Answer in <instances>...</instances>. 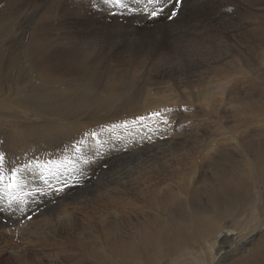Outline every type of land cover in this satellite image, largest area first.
Listing matches in <instances>:
<instances>
[{
    "label": "bare ground",
    "instance_id": "bare-ground-1",
    "mask_svg": "<svg viewBox=\"0 0 264 264\" xmlns=\"http://www.w3.org/2000/svg\"><path fill=\"white\" fill-rule=\"evenodd\" d=\"M126 2L129 9L142 8V5H137L135 0H126ZM173 7L174 5L170 4L164 7V11L158 16L150 17L145 11H129L106 4L104 0H32V3L26 0H5V4L2 5L0 18H3L5 22L2 23V26L0 25V31L3 28L10 31L0 35V96L6 91L4 95L9 94V100L17 101H15L16 107L8 106L7 101L0 102V130L4 128L1 126L6 125L5 123H9L11 127H6L0 132L1 135L2 133L6 134L4 140L1 141L2 145L0 144V148H2L0 152L5 148V154L9 153L7 142L26 148L25 139L36 137L39 133H42L47 140L52 135L54 137L59 135L63 138L67 136L68 138L77 133L78 129L76 128H85L83 123L95 122L100 118L113 116L116 112L125 114L133 111L136 114L150 108L151 110L156 109L157 105L160 110L165 108L163 109L165 111L172 107L171 105L167 106L169 102L177 104L180 99L187 106V116L196 114L198 117L206 116V120L212 117V120L216 118L220 121H217V124L214 121L216 127L212 133L205 135V139H203L205 142L193 141L191 138L195 137L194 132L190 129L186 131L185 140L182 141L183 146L173 151L175 153L182 152L177 153V157L180 156L177 163L181 164V169L178 171L180 175L177 174L179 181L175 184L162 181V178H168L169 173L166 174L167 171L161 173L163 169H160L168 166L174 155L171 157L168 153L163 154L164 148L161 147V144L152 149L159 141H176L177 135L173 133L161 135L150 144H143L144 147L149 146V150L144 148L142 150L143 153L149 152L153 156L150 159L137 161L140 159L139 155H131L135 146L134 148L128 146L119 154H116L117 152L111 154L108 160H113L119 155L124 156L126 160L119 163L114 169L113 167L110 169V167L103 171L102 174H106V176H103L99 181L94 178V173L88 175L85 172L83 175L86 178H88L87 175L89 176L91 188L84 192L81 191L83 193L82 200L74 199L72 202L65 203L64 212H67L70 217L64 220L65 225L62 230L52 227L55 224L51 226L53 218L50 221L44 219L32 222L35 226L29 231L27 230L30 244H34V241L44 237L64 240L67 243L62 248H58L61 245H50L52 246V249L49 248L50 251L61 253V256L50 259L39 255L40 262L37 264H70L73 260L80 259L78 257H81L78 260L79 264H164V260L170 254L168 245H172L171 249L175 251L183 245L192 248L194 242L203 244L202 234H205L206 238L220 230L221 219L219 217L222 213L237 211L234 214L240 218L243 210H246L248 200L256 197L255 192H259V196L264 195V55L259 57L264 49H260V46L255 47L258 50L254 51V60L251 62V59L248 58L245 61L239 47L232 43H235V40L244 31L243 33H247V41L251 42L261 37L260 42L262 45L264 44V0H182V3L175 5L178 8V14L175 18L169 19ZM12 8L16 9L13 13L10 11ZM161 17H163L162 20L154 27H145V25H151L149 18L155 20ZM31 18L34 19L33 22ZM120 18L130 20L131 24H124ZM246 19L256 26L251 27L252 24L244 22ZM134 22L138 23L139 27L137 28L142 29L138 30L133 27ZM8 24H10L9 27H7ZM25 24L38 31L34 32L33 28L25 27ZM20 28L24 29L22 33L20 32L19 38L15 40L18 37L16 31ZM257 30L260 31V36H257ZM200 36L205 38L215 36L213 39L216 41L201 42ZM28 38L36 46V50L33 49L32 58L36 57L39 62L37 66L41 70L40 80H45L44 84L40 81V84L35 87L28 83L31 70L29 72H20L19 70V72H13V68L18 67L21 63L20 58L13 63L14 66H8L5 62L10 52L16 50L14 43L18 42V45L23 47ZM66 40L73 43L66 46ZM226 43L233 46L232 51L228 48L230 45L228 46ZM6 45L12 51H3ZM249 47L253 46L249 45ZM249 50L252 51V49ZM43 51L44 53H42ZM233 53L238 54V58ZM48 54L53 58L46 59L44 56ZM249 62L251 63L248 64ZM49 67H53V70L48 71ZM66 69L69 70L67 73L72 75L78 70L81 71L80 80L77 79L78 83L74 86L70 85L68 88H64L63 85L65 78H63L62 72ZM246 69H249L250 72L246 73ZM50 72L52 73L50 74ZM198 72L199 74H197ZM49 74V78H46ZM126 76H131L133 80L127 81ZM215 78L216 83L214 82ZM4 79H13L7 84L10 83L11 88L19 95L8 91V85L5 84ZM106 79L110 80L106 81ZM77 81L75 80V82ZM59 82L61 86H59ZM212 84L215 87L211 86ZM38 87L39 89L44 87L49 94L38 95L40 92ZM21 88H26L28 93L22 94ZM144 90H147L145 95ZM226 93L231 96L229 97L231 99H227ZM149 94L151 95L149 96ZM159 95L162 97L159 103L155 102L157 104L151 103L150 105L147 103L148 99L150 101L156 98L160 99ZM47 96H51V98L45 99ZM57 97L61 98L62 102L57 106V109L65 107L71 111L69 115L73 120L69 123L70 126H58L52 122L54 120L43 121L40 118L47 113L49 105L46 104L52 106L55 101L58 103ZM135 100L137 101L135 102ZM133 101L137 107L139 106V109L133 104ZM190 103L200 105L191 107ZM16 109H20L21 113L13 112ZM170 111L171 109H168V112ZM229 114H235L231 122L227 121L226 116L229 117ZM193 121L197 123L198 120ZM35 123H40V125L37 126ZM243 124L246 127L244 129H242ZM34 126L41 129L39 133L36 131L34 134ZM97 126L100 125L97 124ZM229 130L235 134L229 135ZM179 136L182 138L181 135ZM84 137L86 136L84 135ZM149 138L151 140V137ZM78 139L80 140L76 136L75 140ZM71 140L74 141L73 138ZM216 143H221L219 146L221 152L218 147L215 151L221 153L222 158L217 156V153H212ZM94 145L96 146V144ZM114 146V150H117V145ZM57 147L59 148V146ZM109 147L105 146L104 151ZM124 147L126 146L124 145ZM64 149L66 148L64 147ZM170 149L172 148L170 147ZM200 151L201 153L207 151L208 157L205 153L203 158H207L203 160ZM196 155L199 156L196 157ZM84 157L82 155L81 160ZM198 160L202 161L200 162L202 165ZM20 161L24 160L20 159ZM136 161L137 164H135ZM104 162L107 160L105 159ZM120 165L122 166L120 167ZM99 166L90 165L94 169ZM199 167L204 171L200 172ZM140 172L150 175L161 173L162 177H156L157 175L153 178L150 177L153 179V181L151 179L152 183L146 185V188L141 187L144 194L143 191L142 194L137 192L141 199L131 193L126 194L128 186L136 187L133 180L138 181L139 174H142ZM143 180L146 181L145 179L141 181ZM100 182L103 185L102 193L92 197L91 191H95V188L101 185ZM134 190L133 192H135ZM38 196L37 198L32 197L31 208L35 210L45 201H49L43 198L45 194ZM33 201H39V206L34 205ZM98 202H102V204L99 205ZM118 202L121 205H118ZM13 203L15 202L13 201ZM259 205V207H253L256 213L254 225H251L247 230L244 229L245 232L238 230L233 232V235L226 233L225 238L222 237L219 241L222 245L218 249L215 248V245L209 246L205 242L201 249L209 247L207 259L204 260L206 255L200 256L198 262L195 260V263L264 264V210L257 211L256 209L262 207L263 204L259 203ZM9 209L11 211L13 208ZM48 210L56 211V209ZM31 211L21 208L17 212L18 215L16 214L18 222H22ZM248 212L246 211V213ZM77 213H84L85 219H80L76 216ZM89 218L96 220V225H100L103 237L94 235L92 230L82 233L80 228L82 225H86L85 222L91 223ZM25 221L29 223L30 220ZM41 222L44 223L39 227ZM227 228L231 231L229 223ZM46 229L50 230L46 231ZM17 231L20 232V229H15V234ZM98 239H102L100 243H97ZM35 251L44 253L45 250L37 249ZM66 252L68 255L62 256ZM76 252L81 254L77 257ZM83 255L85 258L82 257Z\"/></svg>",
    "mask_w": 264,
    "mask_h": 264
},
{
    "label": "rangeland",
    "instance_id": "rangeland-1",
    "mask_svg": "<svg viewBox=\"0 0 264 264\" xmlns=\"http://www.w3.org/2000/svg\"><path fill=\"white\" fill-rule=\"evenodd\" d=\"M26 1H28L29 3H32V0H26ZM3 3L5 4V0H0V10L2 8V5H4ZM12 9L10 10L12 13L16 11V9H13V11H12ZM32 11H31V13H32ZM31 17H32V15H31ZM163 17H161L159 19H155V20H151V18H149V21H150V24L151 25H145V27H147V26L154 27L157 23H159V21L162 20ZM32 18H31V21L33 22L34 19H32ZM120 20H121V22H124V24H126V25H128V24L130 25L131 24L130 23V20H123V18H120ZM3 22H5V20L3 18L2 19L0 18V25L1 26H2V23ZM244 22H247L249 24H252V23L248 22L247 19ZM9 26H10V24L7 25V27H9ZM254 26H256V25H253L252 24L251 27H254ZM25 27L33 28V27H30V26H27V24H25ZM133 27H136V28L139 27L138 26V23L137 22L136 23L134 22ZM23 29L20 28V30H17L16 31V32H18L17 33V36L18 37L15 40H17L19 38V35L22 33V30ZM137 29L138 30H141L142 28H137ZM35 30L36 29L33 28V31L34 32H37L38 31V30H36V31ZM6 31H10V30L3 28L0 31V35H3ZM40 31H42V30H40ZM163 32H165V31H163ZM243 32L244 31H242L241 35H239V38H237V40H235V43L234 42H232V43L233 44H236L239 47L240 53L244 57L245 61L248 60V58H249V60L251 59V62H252V60H254V58H255L254 55H253L254 54V51L258 50L255 47L260 46L259 47L260 49H264V44L262 45L261 42H260L261 41V37H259V39L257 38L256 40H253L251 42L247 41V39H246L247 33H243ZM259 33H260V31L257 30L256 31L257 36H260ZM214 37L215 36L205 38V37L200 36V41L201 42H205L206 41L205 43H210L211 40H215V39H213ZM201 38H203V39H201ZM27 40L29 42L25 40L26 43H25V45L23 47H21L20 45H18V42H15L14 43V45L16 47V50L15 51H12L10 49V47H7V45H6V47L4 48L3 51H8V50H11L12 51L7 56V58L5 59L6 65H8V66H12L13 65L14 66L13 63L17 62L18 58H20V60H21V63H19V66H20V64H22L21 67L19 68V66H18L16 68H13V72H19V71L20 72H29L30 70L32 71V72L31 71L29 72L30 73V76H29L28 83L31 86L35 87V86H38L40 84V81L42 82V84H44L45 83V80L44 81L40 80L41 70H39L38 69V66H37L38 65L37 63H39V62L37 61L36 57L35 58H32L33 53H34L33 52V49L35 48L34 50H36V46L32 44V41H31L30 38H28ZM240 42H241V44H240ZM72 43L73 42H69L68 40H66L65 45L66 46H69ZM253 43H254V45H253ZM226 44L228 46L230 45L228 43H226ZM249 45H252L253 47L250 48ZM232 47L233 46L230 45L228 48L232 51ZM253 48H254V50H253ZM249 49H252V51L249 50ZM44 51H46V49H44ZM44 51L42 53H44ZM262 52H263V54H262ZM233 55H235L236 58H238V56H239L238 54H234V53H233ZM261 55H264V51H261L259 57ZM44 57L46 59L53 58L49 54L47 56H44ZM251 62H249L248 64H250ZM234 65H235V63H234ZM23 66H25V67L23 68ZM56 66H58L57 63H56ZM248 67H252V66H248ZM47 69H48V71H50V70H53V67H49ZM56 69L57 70H61L60 68H56ZM68 71L69 70L66 69L65 71L62 72V74L64 75L63 78H65L64 79V82L65 83L63 84L65 86L64 88H68L70 85L74 86L76 83H78L77 79L80 80V76H81L80 75V72H81L80 70H78L77 72H75L74 75H72L70 73H67ZM248 71L250 72L249 69H246V73ZM51 73L52 72H50V74ZM50 74L48 75V77L46 76V78H49ZM197 74H199V72ZM46 78H44V79H46ZM61 79H62V76L60 78V82H61ZM126 79H127V81H132L133 80L131 78V76H126ZM12 80H7V79L5 80L4 79V82H5V84H7L8 82H11ZM75 80L77 82H75ZM109 80L110 79H106V81H109ZM211 80H212V78H211ZM46 81H49V80H46ZM60 82H59V86H61V83ZM214 82L216 83V78L214 79ZM9 84H7L8 85L7 86L8 87V91L13 92V93L19 95L17 92H15L13 90V88H11V86ZM229 85H232V84H229ZM211 86L215 87L214 84H212ZM39 87H38V89H39ZM39 91L40 92L38 93V95H40V96L44 95L45 93L46 94H49L48 90H45L44 87L40 88ZM5 92L6 91H4V93ZM21 92H22V94H24V93L27 94L28 93V90L26 88H21ZM4 93L0 96V102L1 101H7V105L9 104L8 106H10V107H16V102L15 101H17V100H9V97H8L9 94H5L4 95ZM143 93H144V95L147 94V90H144ZM150 95L151 94H149V96ZM159 96H158V98L161 97V96L160 97ZM225 96L228 97L227 99H231V98H229L231 96L228 93H226ZM226 97H224V98L226 99ZM49 98H51V96H47L45 99L49 100ZM56 99L59 100L58 103H56V101H55L54 102L55 104L53 103L54 105H52V106L50 104H46V105H49V106H47V108H48L47 109V113L43 117H40V118L43 121H48V120H51L52 121V120H54L52 122H54L55 125L58 124V126H62V125H64V126H70L69 123L73 120V118L69 115L71 111L67 110L65 107H61V108L57 109V106L61 105L62 102L60 101L61 98L57 97ZM148 100H149V102H148ZM148 100H147V103L149 105L151 103L152 104H157V103H159L162 100V97L160 99H158V100H157V98L154 99L153 101L152 100L150 101V99H148ZM155 100H157V101H155ZM22 101L23 100L21 99V102ZM136 101L137 100H135V102ZM135 102L133 101V104L134 105H135ZM155 102H157V103H155ZM129 104H131V103H129ZM7 105H5V108H7L6 107ZM149 105H147V106H149ZM169 105L172 106L171 108H168V109H171L170 112H168V109L164 111L163 109H165V108H162L160 110V107L158 105H157L158 108H156L157 110L155 108H154L155 110L154 109L151 110V108H150V109H147V110L143 111L144 112V115H143V112H138V113H136L137 115L133 111L132 112H126L125 114L124 113H117L116 112L117 114L114 113L113 116L103 117V118H100L99 120H96L95 122L89 121L90 122V123L88 122L89 124L87 122L86 123H83L84 126H85V128H79V127L76 128V129H78L77 130V133L75 135H72V136L70 135L68 138H67V136H66V138H63V137H60L58 135L60 137L59 138L58 136H55L54 137L52 135V137L49 138L50 140L49 139L47 140V139H45V136L42 135V133H39L41 129H39L38 127L34 126V134H35L36 131H38L39 134L36 137H28V138L25 139L24 144H27V147L26 148L25 147H22V146H18L16 144L14 145L12 142H7L8 143V148L10 149L9 153L6 154V157H7L6 158V165H7V167L8 168H11V167H21L23 169V166H25L26 164L27 165L30 164L31 167H29L27 169H23V173L22 174H23V178H24V181L25 182H24V184L22 186V189L20 191H15L11 195L8 194L9 197L7 196V193H5V192L1 193L0 192V203L2 204V205L0 204V264H26V263H29V264H37V263L40 262V260L38 259V256L39 255H42V256H44L46 258H50V259L51 258H55V257H60L61 256V253H56V251L54 253V252L50 251L49 248L52 249V246H50L52 244H54L56 246L61 245V246H58V248H62V246H64L65 244H67V243H65L64 240H53V239H50L49 237H44V238H42L40 240L38 239L37 241H34V244L33 243H31V244L29 243L28 239L30 240V238L29 237L27 238L28 231L35 226V225L32 224V222L35 223V222H38L39 220H44V219H47L48 221H50L51 218H53V222L51 223V226L55 224L52 227H55V228L57 227L58 230H62V227L65 225V221L64 220H66L68 217H70V216L67 215V212H64V209L63 208L66 207L65 203L72 202V200H74V199L82 200L83 199V197H82L83 193L82 192L88 190V188L89 189L91 188V186H90L91 181H89L90 178H89L88 175L94 173V178L97 181H99L101 178H103V176L105 177L106 174H102L103 171H106L110 167H111L110 169H112V167L114 169L115 166H117L119 163H121L124 160H126V158L124 156H122V155L121 156L119 155V156L113 158V160L112 159L111 160H108V158L111 157V154H114L116 152H117L116 154L121 153L128 146H133V148L135 146V148H134L135 150L132 151L131 155L132 154L133 155H136V154L139 155L138 157H140V159L137 160V161L140 162V161H143V160H146V159H150L151 156H152V155H150L149 152L143 153V150L144 149L149 150V148H148L149 146L144 147L143 144H147V143L150 144L154 140H157L158 137L161 136V135H169V134H172V133L177 135L176 141L175 140H173V141L172 140L171 141H159V143L157 141L156 144L157 143L158 144L157 145H154V147H152V149L153 148L155 149V146L157 148L161 144V147L164 148V151H162V152H164L163 154H167L168 153V155H170L171 157H173V155H174L173 160L169 163L168 166H165L163 168H160V169H163L162 170L163 172H161V173H166V171H167L166 174L169 173L168 174V178L166 179L164 177V179H163L161 177V173H158V174H154L153 173V174L150 175V174H144V172L143 173L140 172L142 174H139V176L137 178L138 181L135 180L136 181L135 182L133 180L134 186H136V187L128 186L129 188L126 191V194L127 195L131 193L132 195H134L136 197L138 196L140 198V195L139 194H142V191H143L142 188H146L148 185H150V183H152V181H153V179H152L153 176H156V175H157L156 177H161L162 178L161 180L162 181L165 180L168 184H170V183L175 184L177 181H179L177 174L180 175V173L178 171L181 169V164L177 163L178 160H179V157H180V156L177 157V153L180 154L182 152L175 153L173 151L175 149H178L179 147H182L183 146V142L182 141L185 140V136L184 135H185L186 131H188L190 129V130H192L194 132L195 137L191 138L193 141H197V143L199 141L200 142H205V140H203V139H205V135L207 136L210 133H212L214 131V128L216 127L215 125L218 122H220V121H218L219 119H216V118H213V120H212V117H211V118H208L209 121H210L209 122L208 119L206 120V116H202V117L200 116V117H198V116H196V114L194 116H192V115L191 116H187V112H186V107L187 106H186V104H184V102H182L181 99L177 102V104L176 103H173V102H169V104H167V106L170 107ZM189 105L191 107H194V105H200V104L190 103ZM146 111H148V112H146ZM158 111L160 113L162 112L161 113V116H159V117H152L151 116V114L153 112H158ZM13 112H17V113L19 112V113H21V110L20 109H16ZM64 113H65V115H64ZM135 115H136V117H135ZM233 115H235V114H229V117L227 115L226 116L227 117V121L229 120L231 122L233 120L232 118L234 117ZM142 116L143 117H147V119H145L143 121H141L139 119H136V118L142 117ZM134 117H135V119H134ZM167 117H169V118H167ZM204 118H205V120H204ZM239 118L241 119V115L240 114H239ZM195 119H197L199 122L197 121V123H196L195 121H193ZM132 120H135V123H133ZM200 121H203V122H200ZM214 121L216 122V124H215ZM63 122H64V124H63ZM125 122H128V123L125 124ZM59 123H61V124H59ZM5 124L6 125H3L1 127H4V128L10 127L9 126V123H5ZM97 124H99L100 126H97ZM201 124H202V126H201ZM35 125L38 126V125H40V123H35ZM225 125H227V124L225 123ZM138 127H139V129H138ZM244 127H245V124H243L242 129H244ZM4 128L1 129L0 132L2 130H5ZM163 128H164V130H163ZM168 128H169V130H168ZM206 128H209V129H206ZM80 130L82 131L81 133H80ZM233 130L234 129L232 128V131ZM88 132L89 133L96 132L97 135L95 137L89 135V136H91L89 138V136H88L89 133ZM86 133H87V135H86ZM107 133H109V134H107ZM79 134H81V135H79ZM147 134H149V135H147ZM214 134L216 135V133H214ZM214 134H213V137H215ZM231 134H235V133H231V130H229V135H231ZM84 135L86 137H84ZM179 135H181L182 138H180ZM229 135L227 134V136H229ZM76 136H77V138H80V140L78 139L76 141L75 140L76 139ZM141 136H142V138H141ZM148 136L151 137V140H149L150 138ZM5 137H6V134L5 133H2V135L0 133V144H1V141L4 140ZM8 138H7V141H8ZM71 138H73L74 141H72ZM137 138H138V142H137ZM101 139H103L102 142H105V143H102L101 142ZM107 139H109V140H107ZM68 140H69V142H68ZM114 140H116V141H114ZM32 141H33V143H32ZM70 141H71V143H70ZM98 141H100L101 144H99L100 142L98 143ZM113 142H114V145H117L116 146V149L117 150H114L115 149V146L113 145ZM167 143L168 144L170 143L169 145H171V146H169ZM94 144H96V146ZM220 144L221 143H219V144L216 143L215 144L216 146L214 145L215 149L213 148V150H212V153L213 154L214 153L215 154L217 153V156L219 155V157H221V153H219V152H217L215 150L218 147L219 151L221 152V148H219ZM104 145L106 147H109L111 145V147H109L108 149L106 148L105 151H104V148H105ZM112 145H113V147H112ZM124 145L126 147H124ZM140 145L141 146L143 145V146L141 147ZM57 146H59V148ZM93 146H94V148H93ZM119 146H122V147H119ZM64 147L66 149H64ZM100 147L103 148V149H101ZM166 147H167V149H166ZM170 147L172 149H170ZM174 147H176V148H174ZM78 148H79L80 151L78 150ZM119 148H121V149H119ZM1 149L2 148H0V150ZM60 149H62V150H60ZM63 150H64V152H63ZM87 150L88 151L90 150V151L88 152ZM70 151H71V153H70ZM86 151L88 152L87 155H85L87 153ZM201 151H200V153H201ZM2 152L5 153V148H4V150ZM28 152H30V153H28ZM101 152H103V153H101ZM152 152H153V150H152ZM23 153H24V155H23ZM25 153H26V155L28 153V155L26 156ZM60 153H61L62 156L60 155ZM205 153H206V156L208 157V152L205 151L204 153H201V157L202 158H203V156H205L204 155ZM58 154H59V156H58ZM64 155H66V156H64ZM82 155L85 156V157L81 160L80 157H82ZM104 156H106V157H104ZM198 156L199 155H196V157H198ZM32 157H33V159H32ZM207 157H204V158H207ZM204 158H203V160H204ZM20 159L21 160H24L25 163H24V161L21 162ZM77 159H78V161H77ZM92 159H94V160H92ZM105 159L107 160V162H104ZM42 160H43V162H45L46 160L49 161V162L51 161V163L49 164V167L52 169V172L51 173L42 172L41 169L37 165H35L39 161L42 163ZM28 161H30V162H28ZM137 161L135 162V164H137ZM75 162H77V163H75ZM80 162H81V164H80ZM198 162H199L200 165H202L200 163V162H202L201 160H198ZM204 163H206V162H204ZM56 164H58L59 166L58 167L55 166ZM91 164L94 167L97 166V165H100V166L98 168H95L94 169L93 167H90ZM174 164H175V166H174ZM71 166H74V167H71ZM121 166L122 165H120V167ZM203 168H205V167L203 166ZM203 168L201 169V167H199L198 170H200V172H203L204 171ZM167 169L169 171L171 169H173L174 171L172 170V171L169 172ZM184 171H186V170H184ZM85 172L88 173L87 177L89 179L86 178V177H84L83 174ZM143 174L146 175V176H144ZM41 177H43V178H41ZM150 177H152L151 178L152 181H151ZM139 178H140V180H139ZM129 179H131V178H129ZM142 179H145L146 181H144V180L141 181ZM45 180H46V182H45ZM100 184L101 185H98V187L95 188V191H96V189L99 188L97 190L98 192L96 191L97 193L95 191H91L92 197H94L96 195L98 196V195H100L102 193V190H103L102 182H100ZM137 184L140 185V186L138 187ZM38 189H39V191H38ZM138 189H140V190H138ZM133 190L135 192H133ZM137 192L138 193L141 192V193L137 194ZM255 193H256V197L252 198V200L254 202L251 199L248 200V202H247L248 205L246 207V210H243V212L240 215V218H239V216H236V214H234L237 211H235L234 213H230V212L229 213H222V215L219 217L221 219V223H220L221 224V228H220V230L218 232H216L215 234H212V235L207 236L206 238H205L206 235L205 234H202L203 244H201L199 242H194L193 245H192V248L191 247H185L183 245V246H181V248L179 246V248H177L175 251L171 249V246L172 245H168L169 248H170V254L164 260V264H196L195 263V260H197V262H198V260H199L198 258H200V256H205V255L206 256L204 257V260H206L207 259V255H208V251H209V247L206 246V248L204 250L201 249V246L203 247L205 242L208 243L209 246L215 245V248L218 249L222 245L219 242L222 239V237L225 238V236L227 234L233 235V232H237L238 230L239 231L242 230L241 232H245L244 229L247 230V228L251 227V225H254L256 223V217H255L256 216V213H255L253 207H255V206H258L259 207L260 206L259 203H260L261 205L263 204L262 207L257 208L256 210L257 211H259V210H262L263 211L264 210V195L263 196L262 195L259 196V194H260L259 192H255ZM41 194L42 195L45 194V196L43 198H45V200H49V201H45V203L41 204V206H39V201H33L34 205H37L39 207L36 210L33 209V208H31V206L33 205L31 203L32 200H33V198L34 197L37 198V197H39L38 195H41ZM80 194H81V196H80ZM143 194H144V191H143ZM13 196L15 197V199H13ZM258 196H259V198H258ZM255 198H256V200H255ZM99 199H101V197H99ZM257 200H260V201L257 202ZM13 201L15 203H13ZM5 203H6V205L8 204L9 206L7 205V207H4V206H6ZM12 203H13L14 206L12 205ZM18 203H22V204H18ZM100 203L102 204V202H100ZM100 203L98 202L99 205H101ZM118 203H117L118 205H121L120 202H118ZM80 204H81V202H80ZM9 208H13V209H11V211H10ZM21 208H25V211H29V210H32V211L29 212L28 215L25 216L26 218L24 217V219L22 220V222H18V220L16 219L17 218V215H18L17 212H19ZM120 208H122V207L120 206ZM48 209H56V211H54L55 212L54 213V212H50V210H48ZM246 211L247 212L249 211L250 214H249V212L246 213ZM65 213H66L67 216L64 215ZM253 214H255V215H253ZM76 216L80 217V219H85L84 213H77ZM63 217H64V219H63ZM211 217H212V215H211ZM24 220H30V221H29V223H27V221H25L26 222L25 223ZM89 220L91 221L90 224H88L87 222H85L86 225H84V226L82 225L81 226L80 230H82V233L89 232V231L92 230V233L94 235H97V236H100L101 235V237H103L104 234H103V232H101L102 230L100 228V225H96V220H92L91 218H89ZM43 223L44 222H41L39 224V227ZM228 223H229V226L231 227V231L232 232L229 231V229L227 228ZM27 226L30 227V228H28ZM23 227H25V228H23ZM240 227H243V228H240ZM11 229H13L14 231H10ZM15 229L16 230L20 229V232L17 231V234H15ZM226 229H227V232H225ZM233 229H235V230H233ZM49 230L46 229V231H49ZM24 237H25V239H23ZM81 237L83 238V236H81ZM101 240L102 239H98L97 240V243H100ZM22 242L24 243V247H26V248L23 247V243ZM25 242H26V244H25ZM41 242H43V243H41ZM19 244H20V246H18ZM28 244H30V245L28 246ZM31 248H32V250H31ZM37 249L39 251H42V250H45V251H44V253H38L37 251H35ZM16 252H17V254H16ZM80 254H81L80 252L79 253L76 252L77 257ZM67 255H68L67 252L62 254V256H67ZM82 257L85 258L84 255ZM78 258L81 259V257H78ZM80 259H78V260H80ZM185 259L187 260V262H186ZM78 260L77 261L73 260V262L70 263V264H79L78 263ZM190 260H192V261H190ZM138 262H140V261H138Z\"/></svg>",
    "mask_w": 264,
    "mask_h": 264
},
{
    "label": "snow or ice",
    "instance_id": "snow-or-ice-1",
    "mask_svg": "<svg viewBox=\"0 0 264 264\" xmlns=\"http://www.w3.org/2000/svg\"><path fill=\"white\" fill-rule=\"evenodd\" d=\"M106 4L109 5H115L118 8L126 9L129 11H137L142 10L145 11L149 16L155 17L158 16L161 12L164 11V7L173 4V10L171 11L169 15V19L175 18V16L178 14V8L175 7V5H179L182 3V0H135L137 5H142V8L139 9H129L128 3L126 0H104ZM159 5V7H157ZM151 6V7H149ZM153 117H159L161 114L159 112H154L151 114ZM139 120L143 121L147 119V117H139ZM128 122H125L127 124ZM135 123V121H133ZM88 135H91L95 137L97 135L96 132H91ZM51 162H37V166L41 169L42 172H48L51 173L52 169L49 167V164ZM31 165H25L23 166V169L29 168ZM55 166H59L56 164ZM23 169L21 167H11L8 168L6 165V154L3 152H0V192H5L9 195H11L15 191H20L22 189V186L24 184V178H23ZM43 178V177H41ZM39 191V189H38ZM13 199L15 197L13 196Z\"/></svg>",
    "mask_w": 264,
    "mask_h": 264
}]
</instances>
